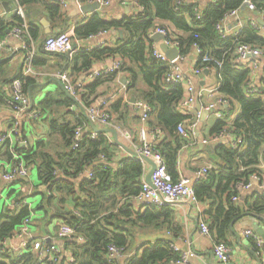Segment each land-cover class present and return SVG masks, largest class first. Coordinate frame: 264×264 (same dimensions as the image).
Segmentation results:
<instances>
[{
	"label": "trees",
	"instance_id": "1",
	"mask_svg": "<svg viewBox=\"0 0 264 264\" xmlns=\"http://www.w3.org/2000/svg\"><path fill=\"white\" fill-rule=\"evenodd\" d=\"M90 1L78 0L81 4ZM17 2L21 7L40 5L54 23L68 17L56 0ZM243 2L212 0L201 7L196 0H136L135 4L142 11L133 17L106 22L93 15L73 29L76 40H85L108 30L122 32V38L117 40L115 47L95 49L79 55L78 70L89 68L95 60L108 58L119 61L120 68L97 77L92 85L75 86V95L81 97L83 109L89 108L90 102L85 96L93 94L92 88L99 81L112 80L122 72L129 74L128 88L135 89L137 73L130 67L134 64L148 87L146 92L141 93L142 101L151 108L147 124L150 128L160 127L166 136L163 141H154L151 145L163 157L167 172L174 181L179 178L178 152L185 142L176 128L191 117L178 112V104L183 98L182 85L165 83L169 65L153 56L150 31L157 26L171 27L179 56L186 59L197 49L200 54L197 55L195 69L215 71L219 80L218 92L228 102L238 103L240 112L233 124L227 126L217 121L211 132L212 136L228 132L240 143L235 147L219 146L215 151L217 160L213 168H209L207 177L192 184L198 203L207 207L203 217L211 236L216 243L225 245L230 224L239 221L245 211L231 200L238 196L239 185H248L250 178L258 175L256 168L264 162V70L259 85L250 89V69L246 65H236L234 61L238 43L264 51V36L250 24L244 26L237 37H222L216 29L228 14L240 9ZM252 3L256 10L264 8L263 0H252ZM14 20L15 26L23 24V19L17 16ZM7 26L8 23L0 22L1 31ZM31 33L33 38L37 37V31L32 30ZM204 56L209 60L204 61ZM25 80L22 79L24 92ZM253 89L257 93H247ZM49 96L40 103V111L46 112L53 104L55 96ZM58 100L56 104L66 108L68 113L50 110L52 117L47 141H36L27 147L18 143H13L11 147L6 142L0 149L4 150L2 156L6 163L15 165L20 162L28 172L35 171L37 178L36 186L27 197L36 199L31 210L20 204L26 198L16 194L14 206L4 207L0 211V264H53L47 256L40 257L31 250L33 239L27 241L26 252L16 257L5 245L31 215L35 221L49 224L61 221L74 229V238H82L81 243L74 239L65 241L71 251V264H173L179 259V253L172 249L173 239L145 243L139 252L131 250L138 233L143 234L138 237H144L151 231H177L172 227L174 216L171 206L149 205L137 210L130 203L141 191L145 164L140 159L127 157L119 161L117 168H113L110 163L117 155L119 146L111 141L110 134L94 132L83 113L69 110L75 103L61 91ZM82 126L85 127L81 141L74 149V131ZM92 132L95 133L94 138L90 137ZM10 147L19 159L13 158ZM87 171L91 173L89 178ZM259 177L263 179L261 175ZM13 183L24 185L22 179ZM247 210L264 213V196L258 197ZM37 213L39 216L34 218ZM109 246L122 250V257H110ZM253 247L255 251H260L257 246ZM56 264H66V260L60 261L58 258Z\"/></svg>",
	"mask_w": 264,
	"mask_h": 264
},
{
	"label": "crops",
	"instance_id": "2",
	"mask_svg": "<svg viewBox=\"0 0 264 264\" xmlns=\"http://www.w3.org/2000/svg\"><path fill=\"white\" fill-rule=\"evenodd\" d=\"M190 1L192 0H187V2ZM196 1L201 7H203L212 0ZM133 2L134 0H111L107 6H101L99 4L102 11L97 10L83 14L80 11V8L93 2L90 1L89 3L81 4L78 0H66L67 8L63 11L68 17L54 23L50 20L48 14L40 5H26L21 7L15 2V0H0V22L8 23L9 25L4 31H1L0 29V134H7L9 132L12 127V121L15 118L13 110L3 102L5 99L4 97H6L9 92L8 84L23 74L25 60L30 57L32 73L25 77L26 80L24 87L30 106L32 109L39 110L40 103L46 97L49 98V95H53L55 98H53V104L48 107L46 112L39 110L40 118L34 121H22L17 129V136H12V140L13 142H24V145L19 144L22 147H27L30 144L32 145L36 141H47L50 129L49 121L52 117V114L49 113L50 110H53L55 113H68L66 108H60V106L56 104L60 101L58 100L60 91L69 97L64 91L58 75L66 73L70 82L74 84V86H88L89 84H94L96 81H94L95 79L91 78L90 75L93 72L109 68L113 59L95 60L91 63L89 68L78 70L79 61L81 59L79 55L83 52H91L95 49L101 50L107 47H115V43L120 39V32L108 30L93 36L90 39L76 40L73 38V54L71 57H68V55L65 54L62 56H56L46 53L43 50L44 40L47 37L56 36L65 31H72L76 25L87 22L88 18L93 15H98L106 22L121 21L127 17H133V15L140 12ZM3 3H6L5 7L3 6ZM17 8H21L23 18L15 13V9ZM7 9L9 11H7ZM16 16L23 19V23H25V30L23 31L21 39L16 38L11 33L12 29L16 27L14 20V17ZM258 20L264 22V8L252 11L245 7L243 2L240 9H238L233 15H228L223 20L222 30L226 37H237L242 28L249 25L251 21H254L261 30H264V26H261L258 23ZM157 27L167 28L170 30L171 34H173L171 27ZM32 30L37 31L36 38L31 36ZM153 36L154 35L149 34V39L152 42L151 48L153 51L161 53L160 45H165L164 37L161 35L162 39L154 40L152 38ZM261 36L264 35L262 34ZM23 45H25V48H23ZM190 56L193 58L190 59ZM190 56L184 59L179 66L182 74L191 81L194 87V103L188 112L182 111L179 107L178 112L190 117H195L200 113V118L195 129L192 131L193 136L190 139L185 140L179 150L177 164L179 178L194 180L197 171L202 168H213V165H215L214 162L217 160L215 151L219 146L215 149H211L212 144L204 145L202 144L203 140H209L214 137L212 136L211 131L217 121H221L227 126H231L238 117L240 108L236 102L230 103L229 101L226 106L220 104L221 99L224 96L217 90L219 87V80L215 71L209 70L208 75L203 79L204 86H199L198 76L194 74L196 70L195 62L197 54L193 51ZM130 67L137 73L135 89L128 88L130 82L129 74L122 72L112 80L105 79L99 81L96 87L92 88L91 92L93 94H90L89 97L85 96L90 102V109H102L110 114L111 124L117 133L118 143L115 142L112 134H110L111 141L119 146L117 155L110 163L113 168L118 167L120 160L131 157L126 150L134 151V148L140 144L139 132L141 128H144L146 139L151 144L154 141H163L166 137L165 132L161 131L160 127L150 128L147 121L142 123L140 120L141 111L136 109L134 104H131V99H134L135 102L142 101L141 93L146 92L148 87L138 68L134 64L130 65ZM263 70L264 57L260 59V66L255 74H251L250 89L259 85ZM86 94L87 92L85 95ZM72 97L77 102H74L75 106L77 105L78 107H72V109L69 110H76L83 113L80 109L82 108L81 97L79 95ZM209 106H213V110L206 111ZM83 110L85 111V109ZM218 113L220 116L217 115ZM67 119L72 120L71 117H68ZM94 126L97 129H112L101 128L97 124ZM224 134L226 135H224L219 141L224 139L226 142L221 145L233 146L235 137L228 132H224ZM15 138H17V140H15ZM167 140L169 141L170 139L167 137ZM209 146L210 149H206V147ZM3 151L4 150H0V211L4 207L12 208L14 206L16 194H20V196L22 195L26 198L20 204L27 207L28 210H31L36 199H29L27 197L30 196L33 187L37 184L35 171H29L28 176L22 178L24 185L15 184L13 183L14 181L7 182L3 180L5 166L8 164L6 163V160L3 159ZM143 163L147 170L149 165L144 161ZM256 169L258 175H255V177L259 180L257 181L253 179L252 176L249 182L250 187L248 189L238 187V196L233 197L236 198L235 201L233 198L231 201L234 205L242 207L243 211L245 210L244 213H251L254 216H260L264 219V213L256 214L253 211L247 212L249 211L247 209L251 203H253L258 197L264 196V189L259 187L260 184H264V162H261ZM147 173L148 172L145 173V176ZM259 175H261L263 179H261ZM130 203L137 210L145 209L143 206L144 203L142 202L133 199ZM171 208L174 216L172 227L177 231H151V233L144 237H138L143 235L138 233L131 250L139 252L145 243L154 244L160 239H173L175 241L172 247H176L181 253L192 252L194 254V257L189 260L192 264H219L213 255V247L216 243L214 237L211 236V234L209 236H203L199 232V223L201 221L206 222L203 213L207 211V207L199 203L198 206L180 204L171 206ZM243 214L239 221L231 223L233 224V228H229L230 232L226 238V246L229 250L228 264H264V240L253 230V226L258 223L264 230V222H260L256 217L252 218V216H243ZM38 216L39 214L37 213V215H34V218ZM33 220L34 219H31L28 237L20 239L16 236H12L11 239L6 241L5 245L11 254L16 257L25 253L27 250V241L33 239L40 240L43 247L58 249L59 252L57 254L60 261L71 258V251L65 242L66 240L60 238L57 234L60 225H62L61 221H55L49 224ZM246 230L253 231L258 239L263 242L262 247H257L260 250L259 252L255 251L253 247L254 245L256 247V243L253 239L251 237H246L243 234ZM237 236H239V238H237Z\"/></svg>",
	"mask_w": 264,
	"mask_h": 264
},
{
	"label": "built area",
	"instance_id": "3",
	"mask_svg": "<svg viewBox=\"0 0 264 264\" xmlns=\"http://www.w3.org/2000/svg\"><path fill=\"white\" fill-rule=\"evenodd\" d=\"M53 1V0H48ZM63 10H66L67 4L66 0H56ZM111 0H91V2H97L101 6H107L109 5ZM134 5L142 11V8ZM182 0H178L180 2ZM264 1V0H263ZM15 2L18 4L17 0ZM19 5V4H18ZM244 5L249 10H255L254 4L252 1L244 0ZM236 11L231 12L230 14L233 15ZM15 13L18 16L22 15L21 8L15 9ZM228 14V15H230ZM227 15V16H228ZM226 16V17H227ZM225 17V18H226ZM224 18V19H225ZM222 22L223 20L217 25L216 29L217 31L222 35V37H226V35L223 33L222 30ZM250 25L254 27L261 35H264V30H261V28L254 23V21L250 22ZM25 30V23H23L20 26H16L12 29L11 33L16 38L21 39V36L23 35V31ZM160 34L164 37L165 45L168 48H177L178 44L176 42V38L173 34H171L170 30L167 28H161L156 27L153 29L150 33V35ZM93 37V36H92ZM89 37L88 39L92 38ZM74 38V33L72 31H66L57 34L56 36H50L47 37L43 42V50L46 53L50 54H65L68 55V57H71L73 54V46H72V39ZM23 48H25V45H23ZM196 54H200V52L195 49ZM153 56L156 59H159L162 62H166L169 65V70L165 78L166 84H180L183 88V98L178 104V107L182 111H187L192 107L194 103V87L191 83V81L186 78L181 70L179 64L184 60V58L178 56L176 59L169 61L166 59V57L158 52L153 51ZM235 64L236 65H246L250 71L251 74H255V72L258 70L260 66V59L264 57V51L251 45L238 43L235 50ZM204 61H208V57L204 56ZM220 66V63H217ZM120 68V62L113 61L109 68L101 71L93 72L90 76L93 79H96L97 77H100L101 75H106L108 73H111L113 71H116ZM209 70V69H204ZM203 70V71H204ZM203 71H197L195 70L194 74L198 76ZM32 73L31 69V58L28 57L25 60V68L23 71V74L13 80L9 85V92L8 97L5 100V104L13 110L15 113V118L12 122V127L9 130V132L6 134H0V149L3 148L4 144L6 142H9V145L12 147L13 143L23 144L24 142H17L12 140V136H17V129L20 126L21 122L24 120H37L39 118V111L36 109H32L30 106V102L28 99L27 94L23 91L22 88V79H24L26 76L30 75ZM59 80L62 82L63 89L68 92L72 96L75 95V86L70 82L68 76L66 73H62L58 75ZM248 94L254 95L257 93L255 89L247 91ZM227 100L222 98L220 104L226 106ZM134 106L136 109H139L141 111L140 120L142 123H145L148 120L149 113L151 111L150 106L143 102L138 101L134 103ZM213 110V106H209L206 111ZM86 116L88 119V122L92 125H99L101 128H112L114 127L111 124V117L110 114L107 111H104L102 109L100 110H94L86 108L85 109ZM200 114V113H199ZM197 114L195 117H191L189 120L179 124L176 128V131L178 135L183 138L184 140L190 139L192 135V131L195 129L197 123L199 122L200 115ZM220 116V114H217ZM221 118V117H220ZM84 127H78L74 131L73 136V145L72 148H77L80 141L81 136L84 131ZM224 132L219 134L218 136H214L209 140H203L202 144H215L218 143V141L224 137ZM127 136V135H126ZM91 138L95 137V133L92 132L90 135ZM139 138H140V144L139 146H136L134 148V152L138 155H141L143 157H146L147 159L151 160L154 163V170L151 174L150 181L151 185H148L145 182V177H143L141 182V191L137 197L134 198L135 201L144 203L143 206H149V205H156V206H163V205H180V204H187V205H193L198 206V200L196 199V196L194 194V191L192 189V184L196 181L201 180L202 178H205L208 174L209 168H202L201 170L197 171L195 173L194 180H189L185 178H179L178 180L174 181L169 173L167 172L166 165L164 162L163 157L156 152L151 143H149L146 139V133L144 131V128L140 129L139 132ZM17 140V138H15ZM240 143L239 139H235L233 142V146L235 147L237 144ZM9 148L10 153L13 154L14 159H19L18 155L13 152V150ZM103 159V157L101 156ZM142 162L143 160L140 159ZM150 169L147 168L146 172H148ZM145 172V173H146ZM28 176V170L22 163H18L15 165L7 164L5 166V170L3 173V180L7 182H13L17 179L26 178ZM87 177H91V173H88L87 171ZM253 179L259 180L257 177L253 176ZM242 189H248L250 185H244V186H238ZM259 187L261 189H264V184H260ZM235 201L236 198H233ZM199 209V208H198ZM32 215L30 218L26 219L23 222V225L20 227V229L13 235L20 239H25L29 236L30 231V223H31ZM199 232L203 236H209L210 232L208 229V225L205 221H201L199 223ZM57 234L60 238L64 240L74 239L75 241L81 243L83 240L81 237H75L74 238V229L68 225L62 224L60 225ZM246 237H251L253 241L256 243V246L258 248L262 247L263 242L258 239V237L253 233L251 230H246L243 233ZM174 252L179 253V259L175 261L173 264H192L189 260L194 257V254L192 252H184L181 253L178 251L176 247H172ZM31 250L35 253H38L40 257H46L48 261H51L53 264H56L58 262V249L51 248V247H43L42 242L40 240H32V246ZM108 252L110 257L114 258H120L122 257V250L114 247L109 246ZM228 248L223 243H215L213 247V255L217 262L219 264H228L229 263V256H228ZM42 255V256H41ZM73 262L72 258H69L66 260V264H71Z\"/></svg>",
	"mask_w": 264,
	"mask_h": 264
},
{
	"label": "water",
	"instance_id": "4",
	"mask_svg": "<svg viewBox=\"0 0 264 264\" xmlns=\"http://www.w3.org/2000/svg\"><path fill=\"white\" fill-rule=\"evenodd\" d=\"M3 6L5 7L6 6V3H3ZM102 11V8L100 7V5L97 3V2H93L91 4H87V5H84L80 8V11L83 13V14H87V13H91V12H94V11ZM7 11H9L7 9ZM258 23L261 25V26H264V22L258 20ZM119 38L121 39L122 38V33L120 32L119 33ZM154 40H158V39H162V36L159 35V34H155L153 37H152ZM160 51L161 53L169 60V61H172L174 59H176L178 56H179V52H178V49L177 48H172V49H168L167 46H165L164 44H161L160 45ZM193 57L190 56V59H192ZM209 73V70H204L201 74L198 75V79H199V86H204V82H203V79L205 76H207ZM65 91V90H64ZM66 92V91H65ZM69 97L75 102V99L72 97V95H70L68 92H66ZM135 103V100L134 99H131V104H134ZM78 107L77 105L74 106V108ZM83 112V115L84 117L87 118L86 116V112L83 110V108H80ZM91 128L94 132H105V133H109V134H112L114 140L116 143H118V140H117V133L114 129H97L94 125H91ZM226 141L224 139H222L221 141H219L218 143L216 144H212L211 145V149H215L217 148L218 146H220L222 143H225ZM120 144V143H119ZM121 145V144H120ZM206 149H210V146L209 147H206ZM126 150V149H125ZM130 155L131 157H134V158H138V159H142L145 163H147L149 166H150V170L148 171V173L146 174L145 176V182L148 184V185H151V181H150V177H151V174L154 170V163L147 159L146 157H143L141 155H138L137 153H135L134 151H130V150H126ZM246 215V216H249L252 218L256 217L257 219H259L260 222H264V219L260 216H254L252 215L251 213H244L243 216ZM233 228V224L230 225V229ZM253 230L256 232V234H258L263 240H264V230L263 228L260 226V224H256L253 226ZM237 238H239V236H237Z\"/></svg>",
	"mask_w": 264,
	"mask_h": 264
}]
</instances>
